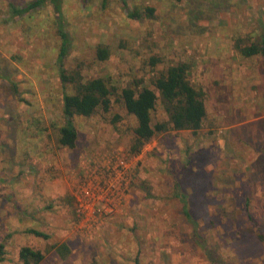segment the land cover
<instances>
[{
  "label": "rangeland",
  "instance_id": "obj_1",
  "mask_svg": "<svg viewBox=\"0 0 264 264\" xmlns=\"http://www.w3.org/2000/svg\"><path fill=\"white\" fill-rule=\"evenodd\" d=\"M34 1L0 0L2 264H22V247L42 251L41 264H212L193 238L182 194L215 261L264 264V60L234 49L238 38L264 35V0H127L156 9L142 21L129 18L122 0H63L62 19L51 5L13 16L11 5ZM59 21L71 38L68 70L121 89L187 63L207 108L197 133L162 134L133 157L131 195L94 227L78 216L75 188L104 156L131 155L136 123L115 96L110 113L75 119V149L58 145ZM100 45L110 50L106 62L95 55ZM153 57L162 60L155 70ZM155 120L166 116L160 110ZM62 243L71 249L66 259L53 250Z\"/></svg>",
  "mask_w": 264,
  "mask_h": 264
},
{
  "label": "trees",
  "instance_id": "obj_2",
  "mask_svg": "<svg viewBox=\"0 0 264 264\" xmlns=\"http://www.w3.org/2000/svg\"><path fill=\"white\" fill-rule=\"evenodd\" d=\"M122 3L129 18L133 20L156 18V9L152 6L131 8L127 0H122ZM46 5H51L55 14L62 19L63 0H35L21 9L11 5V9L13 16L23 17ZM57 27L61 41L57 67L64 92L63 118L65 120L64 125L58 130L57 142L61 148L73 150L77 147L79 134L74 122L77 117L91 118L99 111L110 113L115 96H118L121 106L128 115L135 119L136 124L132 128L133 137L129 146V152L132 155L141 154L148 143L162 134L178 131L197 133L202 129L207 117V108L203 91L197 89L190 80L191 67L189 64L181 62L174 64L164 71L155 72V75L148 81L136 80L130 86L119 89L110 82L109 78H87L81 67L72 71L68 70L65 60L69 54L71 38L65 31L62 21H59ZM234 43V49L242 58L262 57L264 60V35H259L255 39L250 36L247 39L238 38ZM110 54L107 47L100 45L95 55L98 61L106 62ZM160 63L162 60L158 57L150 60L153 70ZM12 87L14 93L20 97L18 86L13 84ZM160 110L166 116V120L156 121L155 113ZM178 197L183 204V214L193 228L194 240L212 264H220L215 261L213 249L200 233V222L191 214L187 196L182 194ZM250 218L252 219L251 216ZM254 224L256 225L255 222ZM30 233L44 239L50 238L37 230H30ZM53 250L62 259H66L71 254V249L66 243L55 245ZM5 254V244L1 243L0 264L5 261ZM45 259L46 255L40 250L31 247L20 249L19 261L22 264H41ZM136 264H141L138 259Z\"/></svg>",
  "mask_w": 264,
  "mask_h": 264
},
{
  "label": "built area",
  "instance_id": "obj_3",
  "mask_svg": "<svg viewBox=\"0 0 264 264\" xmlns=\"http://www.w3.org/2000/svg\"><path fill=\"white\" fill-rule=\"evenodd\" d=\"M133 157L139 156L114 152L103 157L105 163L86 167L74 191L78 216L85 227L97 226L106 214L114 215L124 207L133 184Z\"/></svg>",
  "mask_w": 264,
  "mask_h": 264
}]
</instances>
